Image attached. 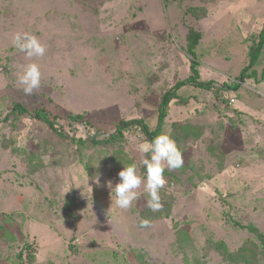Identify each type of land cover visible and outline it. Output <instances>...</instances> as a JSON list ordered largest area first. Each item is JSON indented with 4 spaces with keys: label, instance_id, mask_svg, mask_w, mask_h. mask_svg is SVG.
I'll return each mask as SVG.
<instances>
[{
    "label": "rangeland",
    "instance_id": "1",
    "mask_svg": "<svg viewBox=\"0 0 264 264\" xmlns=\"http://www.w3.org/2000/svg\"><path fill=\"white\" fill-rule=\"evenodd\" d=\"M199 7L206 9L204 18L189 14ZM263 21L264 0H0V120L17 103L58 114L56 123L70 136L74 130L103 139L119 120L142 119L153 128L161 95L189 76L185 38L195 30L201 34L200 78L214 90H180L196 99L186 105L172 101L166 122L189 120L225 131L219 135L223 168L197 149L205 178L193 185L179 176L171 185L170 215L141 228L146 194L120 210L111 205L107 187L108 181L119 182L124 161L137 163L139 173L143 168L137 144L145 139L137 127L115 146L102 147L111 163L102 155L93 158L99 147L79 152L29 116L12 131L0 122V264H29L26 246L33 264H183L177 229L190 228L194 248L186 253L197 256L210 242L234 249L249 239L235 222L264 231V83L223 88L247 65L244 40ZM16 32L35 35L46 46L45 56L29 59L17 52ZM33 62L42 83L26 96L17 74ZM263 66L264 57L258 76ZM78 115L81 121L71 119ZM13 139L15 148L48 145L42 171L28 174L12 151ZM206 264L223 263L211 252Z\"/></svg>",
    "mask_w": 264,
    "mask_h": 264
},
{
    "label": "trees",
    "instance_id": "2",
    "mask_svg": "<svg viewBox=\"0 0 264 264\" xmlns=\"http://www.w3.org/2000/svg\"><path fill=\"white\" fill-rule=\"evenodd\" d=\"M189 14L195 16V18H204L206 16V9L200 7L190 8ZM200 39L201 34L199 32L195 30H188L185 38L184 50L190 59L189 76L185 79L177 81L173 87L161 95L157 110V123L153 128L149 127L142 119L131 121L119 120L114 122L115 128L113 132L106 134V137L103 139H98L95 135L87 138V136L84 137L82 134L74 130L71 131L70 136L68 132H65L62 127L58 126L56 123V120L61 117L58 116V114H53L44 106L38 107L32 111H28L23 105L17 103L13 105L9 112L4 114V117L0 120V122L6 124L7 127L12 131L19 127V125L22 123V117L24 115L29 116L43 128H47L51 132H54L58 137L61 138V140L63 139V141L67 143L69 142V144L72 145V148L74 147L78 149L79 152L84 150L86 151V149L89 150L91 148L99 147L98 150L100 152L95 153L96 155H93L95 157H92L97 159V156L102 155L101 157L105 161H110L111 163H113L112 160L108 159L107 152L106 150H103L102 147L112 145L115 146V144L121 142L124 138V133L127 130L131 131L133 130V127H137L135 129H138L142 133L144 139L151 141L154 137L170 128L171 139L175 142L177 148L182 153L184 165L178 170H165L164 177L167 183L165 187L160 190L162 204L161 210L153 212L146 206V208L140 212L141 219H148L150 224L154 221L166 219V217L170 215V209L173 210V207L175 206V198L171 192L173 186L171 187V185L178 183V177H185L186 180L193 185L205 178V175L203 174L205 163L196 155L197 149L200 151H205L207 158L209 156L215 157L217 159V163L219 161L217 164L219 169L223 168L224 165L223 161L225 156L221 150L222 148L219 141V135L222 133L224 134L225 131L221 125L206 126V128H203L201 126L192 124L189 120L184 123L167 124L166 122L169 105L172 101H178L186 105L190 100L196 99V96L191 94L183 96L180 94V90L188 87L193 90V92L200 90H214L213 83L211 81H203L200 78V63L196 52ZM244 42L247 45V65L239 73L236 82H233L229 85L224 84V89L237 90L239 85L245 83L248 80H251L256 84L264 83V66L261 68L259 76L257 72V69L261 67L264 57V21L261 25L260 31L257 34L250 33ZM219 96L221 95H218V97ZM81 118L82 116L80 115L71 117L72 120L78 119L79 121H81ZM83 123V127L88 130L87 122ZM232 126H234V124H232ZM235 127H237V125L234 126V128ZM96 130H98V128H96ZM206 130H208V132H206ZM10 143L13 147V153H15L18 158L25 161L28 174L34 175L35 173L42 171L46 166L42 159L46 154L48 146L47 144L36 142L32 147L26 146L22 148H15V139H13ZM73 143L75 145H73ZM117 154L123 155V157H125V154L123 151H121V149H119ZM92 157H90V159H93ZM218 158H220V160H218ZM124 162H127L125 165L132 163L131 161ZM86 167L88 168V166ZM123 167L124 166H122V169ZM144 172L145 169L143 167L139 174L143 175ZM145 197H147V195ZM235 224L237 227L245 229L249 235H251L250 238L244 240L241 245L234 249L230 248L227 243L220 240L217 242H210L203 246L202 255L200 256L193 255L191 252L190 254L186 253V248H194V237L190 228L185 230L177 229L176 247L177 252L182 255V263L206 264V258L212 252L219 257L223 264H264V231L259 230L257 226L252 223L241 225L235 222ZM30 250L31 248L28 249V246H26L24 251L30 252V254H27V262L29 264H33L35 257ZM21 252L22 251L19 252L17 257L19 263L23 261V252Z\"/></svg>",
    "mask_w": 264,
    "mask_h": 264
},
{
    "label": "clouds",
    "instance_id": "3",
    "mask_svg": "<svg viewBox=\"0 0 264 264\" xmlns=\"http://www.w3.org/2000/svg\"><path fill=\"white\" fill-rule=\"evenodd\" d=\"M12 45L17 52L24 53L29 59L43 57L47 51L46 46L29 32L14 33ZM16 83L24 95L31 96L35 90L41 87L42 73L39 65L34 62L24 65L17 74ZM137 150L141 153L140 163L145 172L143 175L139 174L138 165L135 162L124 165L118 173L119 182L115 186L111 181L107 182V187L112 194L111 205L114 203L117 209L129 210L143 193L147 195L148 209L157 212L162 208L160 190L167 183L164 177L165 170L180 169L184 165V159L171 139L170 128L151 141L144 140L138 143ZM97 183H99L98 179ZM139 226L150 227V221L141 219Z\"/></svg>",
    "mask_w": 264,
    "mask_h": 264
}]
</instances>
